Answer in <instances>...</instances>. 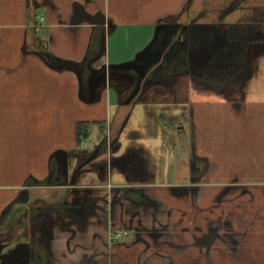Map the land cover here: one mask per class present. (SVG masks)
Returning a JSON list of instances; mask_svg holds the SVG:
<instances>
[{
  "label": "crops",
  "instance_id": "crops-1",
  "mask_svg": "<svg viewBox=\"0 0 264 264\" xmlns=\"http://www.w3.org/2000/svg\"><path fill=\"white\" fill-rule=\"evenodd\" d=\"M215 4L0 0V264H264V51L234 69L237 22ZM173 41L176 74L129 102L138 73H104ZM225 61L230 72L214 67ZM80 122L109 138L95 156L104 162L86 165ZM138 131L180 142L178 157H159L161 189ZM193 156L206 162L201 176ZM32 242L37 253L20 251Z\"/></svg>",
  "mask_w": 264,
  "mask_h": 264
},
{
  "label": "flooded vegetation",
  "instance_id": "flooded-vegetation-1",
  "mask_svg": "<svg viewBox=\"0 0 264 264\" xmlns=\"http://www.w3.org/2000/svg\"><path fill=\"white\" fill-rule=\"evenodd\" d=\"M216 8L219 10H224V9H231L228 11V14L232 17L235 18V22L237 23H232L233 29H231V35L228 36L227 38L230 41L226 40H221L220 44L223 43V41L227 42L228 46V51L234 54H238L240 56H235L237 58L236 61H234V64L232 67L234 69H240L242 72L243 69L245 68V63L247 61L246 55L247 52H249V49L254 52L257 50H262L264 51V0H216ZM189 3L187 4V6ZM191 5V4H190ZM259 11L258 15L254 17V12ZM253 15V17H252ZM252 17L254 18V23L249 24V21H245L246 18ZM238 20V21H237ZM248 24V25H247ZM170 30L174 33V29L176 26L171 25L169 26ZM170 31V32H171ZM176 42V41H175ZM173 41L172 48L169 50V52L162 54L158 58V56H152L151 59H149L148 62H140L141 67L145 69L144 71L146 72L144 77L141 80V86H147L151 82H153L155 79H166V75L170 74H176V54L178 53V49L176 47V43ZM163 47H156V52L160 50ZM158 49V50H157ZM159 52V51H158ZM157 55V53H156ZM158 58V59H157ZM157 60V62H156ZM156 62V63H155ZM155 63V64H154ZM228 61H225L223 64H216L214 67L219 70L221 68L228 69L226 72H230L229 70L231 68H227ZM224 70V69H223ZM225 72V71H224ZM138 74L134 76L132 79L131 83V92H134V90L137 87L138 83ZM138 95V94H137ZM136 95V96H137ZM135 96V97H136ZM177 136L185 138V135L183 133H180V130L177 129ZM105 135V134H104ZM115 137V136H113ZM102 144L98 150L101 151L103 148L109 145L110 140L107 138V136L102 137ZM110 146V145H109ZM189 161V166L197 171V173L201 176L205 171H206V162L198 159L197 157L193 156L188 159ZM15 211V206L11 207V209L8 211V214H6L3 218V225H8L9 223V218ZM20 251L24 250H30L32 253H37V248L35 242L30 243L29 246H20ZM28 248V249H27ZM33 255V254H32ZM10 255H7L6 258H9ZM12 258V257H11Z\"/></svg>",
  "mask_w": 264,
  "mask_h": 264
},
{
  "label": "rangeland",
  "instance_id": "rangeland-1",
  "mask_svg": "<svg viewBox=\"0 0 264 264\" xmlns=\"http://www.w3.org/2000/svg\"><path fill=\"white\" fill-rule=\"evenodd\" d=\"M213 1H216V0H213ZM135 57L133 59H135ZM133 59H131V60H133ZM127 61H129V60L119 62V63H124ZM116 84H117L116 82L111 81V83H108L107 85L108 86L109 85L115 86ZM106 125H107L106 127L109 128L110 119L107 120ZM137 126H138V124H135V130H137L139 128ZM139 126L142 130L143 125H139ZM90 130H91V133L89 135V138L85 141H82V144H81V145L86 147L87 151H90V153L87 155V158H89V156L95 151L97 146L102 142V135H101L99 127L98 126H92ZM138 132H137L138 134H136V138L134 139V142H137L136 144L139 147L138 150L146 158L145 165L150 164L151 168L156 170L157 173H159L160 170H162V171L166 170V166L160 167L159 157H161V155L164 154V156H165L167 154L170 155L172 153L174 158H175V157H178L179 153H181V145H180V142L178 140H173V139L171 140L170 139L166 142V141H162L163 137L161 135H157L156 137L151 138V137L145 136L143 134V132H142V134L140 131H138ZM99 159H102V161L104 162L105 160L108 159V157L106 159L104 157V155L98 154L97 157H94L90 161H88L86 165H88V166L93 165L94 162H96V163H97V161L99 162ZM74 171H75V168L73 169V171L71 173L70 180L73 179V176H74L73 172ZM102 173L104 174V176L102 177L103 180L107 179L109 177L108 180H105L107 182L111 180L110 175L116 176L115 169L110 170L109 168H106L104 171H102ZM165 182H164V177L160 176V173H159L158 175L155 176L154 182H152V183L154 185V189L157 190V189H161V186H164L166 184ZM117 185H119V184H117ZM113 233L116 234L117 231L114 230ZM120 234H122V235L118 238L125 239V238H128V236H130L131 233L128 234L127 230H123L122 232H120ZM126 234H127V236H126ZM115 239H117V238H115ZM0 246H2V244Z\"/></svg>",
  "mask_w": 264,
  "mask_h": 264
},
{
  "label": "water",
  "instance_id": "water-1",
  "mask_svg": "<svg viewBox=\"0 0 264 264\" xmlns=\"http://www.w3.org/2000/svg\"><path fill=\"white\" fill-rule=\"evenodd\" d=\"M104 23V22H103ZM105 29V28H104ZM139 60L138 59H135V60H131L130 62H124V63H120V64H110L109 66H106L105 69L103 68L104 70V73L105 71H110L111 69H117V70H121V71H126L128 72L129 70L133 69L135 70V72L138 73V85L136 87V89L134 90V92L131 94L130 98L127 100L128 102L135 96L139 93V91L143 90L145 88V86H141V80L142 78L144 77L145 75V69H143V67L139 66ZM103 142V141H102ZM102 142L97 146V148L95 149V151L89 156V158H87L86 162L90 161L92 158H94L102 144ZM83 164H81L80 166H82ZM79 166V167H80ZM75 173V172H74ZM74 177V176H73ZM73 180V179H72ZM71 180V184H72V181Z\"/></svg>",
  "mask_w": 264,
  "mask_h": 264
},
{
  "label": "trees",
  "instance_id": "trees-1",
  "mask_svg": "<svg viewBox=\"0 0 264 264\" xmlns=\"http://www.w3.org/2000/svg\"><path fill=\"white\" fill-rule=\"evenodd\" d=\"M39 47V51L41 53L44 54V47L42 45H37ZM47 55V54H46ZM47 57L48 60H51L53 58H50L49 56H45ZM91 125L88 123H78L76 126V135H77V141L81 142L84 141V139L86 140V138L90 135L91 130H90Z\"/></svg>",
  "mask_w": 264,
  "mask_h": 264
},
{
  "label": "built area",
  "instance_id": "built-area-1",
  "mask_svg": "<svg viewBox=\"0 0 264 264\" xmlns=\"http://www.w3.org/2000/svg\"><path fill=\"white\" fill-rule=\"evenodd\" d=\"M40 19L42 20V17H40ZM122 234H120V233H116V234H114V233H112V237L113 238H118V237H120ZM119 239V238H118Z\"/></svg>",
  "mask_w": 264,
  "mask_h": 264
}]
</instances>
